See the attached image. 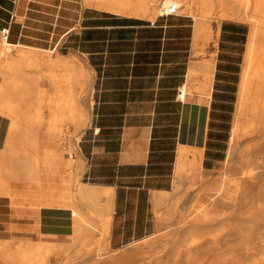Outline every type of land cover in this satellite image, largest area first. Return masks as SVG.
I'll return each instance as SVG.
<instances>
[{
  "label": "crops",
  "instance_id": "obj_1",
  "mask_svg": "<svg viewBox=\"0 0 264 264\" xmlns=\"http://www.w3.org/2000/svg\"><path fill=\"white\" fill-rule=\"evenodd\" d=\"M23 9L22 22H17L14 18L18 10L15 0H0V11L4 12L0 15L5 17L0 21L6 20L5 26L10 27L8 42L28 50H46L41 38V5L31 9L27 3ZM70 20V26L56 42L57 48L66 46L60 56L67 62H72L75 57L77 61L73 68L82 65L87 72L93 73L90 120L76 144L77 148L75 145L83 169L85 163L82 182L79 181L80 172L77 178L83 185L108 190V198L104 196L99 200L103 205L109 204L107 212L91 214L94 219L97 217L100 230L101 221L98 219L109 218L108 243L111 249L118 250L147 238L154 227L151 206L162 209L166 203L184 198L186 189L182 185L185 180L195 179L194 185L200 184V191L210 185L203 186L209 180L203 162L212 92L216 84L222 82L219 74H232L227 69H220L223 64L220 58L228 54L227 46H242L246 37L248 43L249 30L244 23L221 21L216 28L214 60L210 57L202 59L200 50H196L200 42L195 41L196 21L191 16L159 15L154 21H147L89 9L84 10L77 20ZM200 60L215 61L204 155L198 173L187 170L178 176L181 144L187 131L194 127L196 107L201 100V94L197 95L196 91H192L195 92L193 99L190 98L191 92L186 100H182L181 89L188 83L192 65ZM200 80L198 77L191 81V87H198ZM195 82L197 86L192 84ZM8 123L7 118L0 116V147L6 138ZM196 174L199 176L197 181ZM50 179V174L41 175L40 171L35 179H29L39 189L34 195L22 194L11 186L12 200H16L18 206L43 208L64 207L61 202L68 201L71 210L77 209L73 203L72 174L59 188L42 183ZM162 196L163 203H159ZM209 206L207 200L201 201L189 214L194 213L196 220H202L203 210L208 208L210 212ZM23 217L25 214L20 216ZM33 221V230L29 232L33 233L35 241L71 243L73 227L69 211L39 209Z\"/></svg>",
  "mask_w": 264,
  "mask_h": 264
},
{
  "label": "bare ground",
  "instance_id": "obj_2",
  "mask_svg": "<svg viewBox=\"0 0 264 264\" xmlns=\"http://www.w3.org/2000/svg\"><path fill=\"white\" fill-rule=\"evenodd\" d=\"M81 1L86 8L101 9L147 21H154L172 3L176 4L180 10L188 12L192 10L191 0H159L158 4H155L157 0ZM201 1L199 9L202 18L216 13L219 20L250 25L224 170L214 184H210L192 197L185 213L183 216L177 217L168 233L136 242L134 247H128L130 249L127 251L114 250L105 253L107 245L103 244L99 251L91 255L87 254L89 255L87 259L91 261L90 264H123L131 261H139L138 264H162V257L169 249L175 258L174 264H177L176 259L182 248H185L184 250L189 255L195 250L207 253L214 245L221 241H227L229 237L242 238V243L247 245L264 236V231L257 233L264 230V0ZM194 19L196 21L195 41L198 42L200 38L209 40L211 31L208 23L196 17ZM197 46L198 43L195 44L196 48ZM19 48L24 49L22 45H14L0 39V66L4 62V66H6L5 70H0V73L7 76L10 71L14 73L16 79L13 84L0 86V116L9 120L6 138L0 147V241L5 239L9 225L17 227L15 230L21 232L20 216L23 207L11 204L13 200L10 195V187L12 181L31 180L38 176L39 163L37 156H33V154L39 149L38 134L40 131L62 135L67 132L68 124L72 125L74 138H72L73 146L69 155L72 161H69V165L72 167L71 174L75 187L73 203L77 209L71 210L70 213H72L75 222L79 224L92 222L93 215L105 213L109 208L108 203L103 205L99 201L101 197L108 198V190H99L95 186L83 185L77 178V174L83 170V164L75 155V145L84 127L89 123V110L92 107V100L87 102L84 100L82 103L80 92L86 87L88 77L91 78L93 74L92 71L87 72V69H83L82 65L73 68V63L77 61L75 57L72 62H67L59 54L56 55L55 60L47 56V54L56 53L57 46L51 50L31 49V53H24L25 56L21 60L7 61L12 52ZM32 51L42 53L41 57L36 56ZM43 53H47L46 56ZM23 66L31 69L47 68L64 72L61 76L49 74L42 77L47 83L46 90L52 93L54 98L48 99L42 96L43 99L36 102L38 107L31 106L23 109L21 105L23 100L30 96L29 93L37 91L39 82V78L33 74L20 76ZM213 71L214 60L195 62L189 70L188 83L181 89L180 98L186 100L187 95L193 90L190 82L201 77L199 86L194 88V91L201 94V100L196 107L194 127L187 131V137L181 144L177 166L178 176L187 170H194L198 173L201 168L206 142ZM38 93L40 95L41 91ZM73 151V155L76 156L75 160L72 155ZM189 155H191V160H188ZM260 171L261 175H259ZM1 174L5 177V179L2 178L3 181ZM198 178L199 176L196 174V181ZM202 194L214 197L219 207L226 208V213H211L208 208H205L202 215L204 216L203 223L195 222L194 213L188 215V212L193 210L194 200ZM163 200L162 196L158 202L163 203ZM230 202L232 204H228ZM175 209L176 207L173 205L167 211L166 216L174 214ZM43 210L49 209L43 208ZM259 218H262L261 222L258 221ZM159 221L165 222L166 219L159 218ZM108 222L109 218L105 217L102 225L104 235L108 232ZM244 226L245 229L247 228V235H242ZM156 238L162 239L161 245H153ZM32 239H27V242H32ZM242 254L244 253L238 254L237 258H241ZM233 255V253L228 256L222 254L219 258L226 259ZM5 257L8 256L5 255ZM27 263L29 262H25V264ZM188 264L199 263L189 256ZM214 264L243 263L238 259L231 258L227 261L217 260Z\"/></svg>",
  "mask_w": 264,
  "mask_h": 264
},
{
  "label": "rangeland",
  "instance_id": "obj_3",
  "mask_svg": "<svg viewBox=\"0 0 264 264\" xmlns=\"http://www.w3.org/2000/svg\"><path fill=\"white\" fill-rule=\"evenodd\" d=\"M19 2V3H18ZM160 1L157 0L155 4H158ZM201 0H191L192 10L188 12L183 9L179 10V15L191 16L193 19L194 17L199 18V20L205 21L208 23L207 25L210 28L211 34L208 39H200L198 47L200 51L201 58L205 59L210 57V59H214L215 57V49H216V39H217V32L216 28L220 24L221 21L219 20L216 13L209 15L206 18L201 17L200 5ZM16 6L18 10L15 12L14 18L17 22H22L23 13L25 10H22V6L25 7L27 3H30V8L33 9L34 6L41 5L42 7V30H41V38L43 40L42 46L46 50L54 49L56 46V42L59 39V36L64 33L67 27L70 26L71 21L70 19L77 18L81 16V13L84 10L95 9V8H86L82 5L81 0H15ZM24 4V5H22ZM37 8V7H36ZM101 11V9H95ZM186 11V13H185ZM217 11V10H216ZM0 13H4L0 11ZM30 13V12H29ZM33 15V12H31ZM32 17V16H31ZM0 18H3L0 15ZM5 18V17H4ZM3 18V19H4ZM195 20V19H194ZM245 24V23H244ZM6 20L0 21V30L5 27ZM78 25V24H77ZM247 29L250 30V25L245 24ZM11 30H13V25L11 26ZM16 30V29H15ZM1 39V37H0ZM246 45H247V37L243 39L242 46L238 47H231L227 46L225 50L228 49V54L221 57V61L223 64L221 66V70H229L232 74H219V80L222 82L216 84L214 90L212 92V101H211V111H210V121L208 127V134H207V142H206V152H205V159L203 162V167L206 170L205 173L208 174L209 180L203 185L204 187L209 184H214L215 180L219 178L222 171L225 167V159H226V151L228 148V140L229 134L231 130V124L235 114L236 108V101L238 97V87L239 82L241 79V73L244 67V58L246 53ZM204 47V48H203ZM66 46L57 48V52L54 54H47L43 53V55L47 54L53 60L56 58L57 54L64 53L66 51ZM204 49V51H203ZM224 50V48L222 47ZM31 53V50L28 49H17L12 52V55L7 61H18L21 58H24V53ZM36 56L41 57L40 52L35 53L32 51ZM42 55V56H43ZM55 55V56H54ZM232 55V56H231ZM234 55V56H233ZM55 57V58H54ZM215 60V59H214ZM6 61V62H7ZM213 61V60H212ZM225 61V62H224ZM215 62V61H214ZM230 63H235V65H231ZM5 62L2 63L0 66V70H5L6 66H4ZM35 75L39 78L38 88L37 91L34 93H29L30 96L26 97L22 102L23 109L30 108L34 106L35 108L38 107L37 101L43 99L42 96L52 99V93L46 90L45 80L42 78L43 76H48L49 74H57L58 76L63 75L64 72L61 70L53 69H31L26 68L23 66L20 71V76H27V75ZM93 75V74H92ZM92 75L91 78L88 77V81L86 83V87L80 92L82 103L84 100L87 102L91 100L89 98L91 91H92ZM51 79V78H50ZM16 82L14 78V73L8 72V75H4L0 73V86L13 84ZM41 83L44 84L41 86ZM194 86H197V82L192 83ZM39 91L41 94L39 95ZM194 91V88L193 90ZM83 92V93H82ZM198 92V91H196ZM37 93V95H36ZM43 93V94H42ZM82 93V94H81ZM45 94V95H44ZM190 98H194L193 94L191 93ZM199 95V92L196 93ZM28 98V99H27ZM31 104V105H30ZM28 106V107H27ZM67 132L64 134L57 136L55 134L48 135L45 131L39 132V149L35 152L34 155L37 156V160L39 163V171L41 175L44 173H48L51 175L50 180H43V184H52L54 187H61L63 182L68 180L71 177L72 167L69 165V161H72L69 157L71 154L70 150L72 148V141L74 138L72 125L68 124ZM88 125V124H87ZM84 127L83 131L87 127ZM72 129V130H71ZM72 131V132H71ZM82 131V132H83ZM71 133V134H69ZM82 134V133H81ZM73 136V137H72ZM78 145V143H77ZM76 145V148H77ZM29 152V151H27ZM77 152V149H76ZM31 153V151H30ZM74 154V151L72 155ZM76 155V154H75ZM74 156V160L76 156ZM261 158V157H260ZM85 171V163L84 169L79 174V181L82 182L83 173ZM239 172V171H237ZM262 172H259L261 175ZM1 180L5 179L4 175L1 174ZM4 178V179H2ZM12 188L15 191H19L22 194L29 193V194H37L39 189L37 188L34 182L30 180L24 179L22 181H12ZM183 188L186 189L185 196H182L181 200H175L172 203H166L162 209H156L151 206V212L153 214V221L154 227L153 231L148 235L149 237H160L163 234H166L171 229V226L175 223L178 216H183L187 206H189V202L193 196L197 193H200V184H195L192 180H185ZM38 189V190H37ZM204 190V189H203ZM1 197V196H0ZM3 198V197H2ZM1 200V199H0ZM185 200V201H184ZM205 200L208 201L210 204L209 209L211 213H226V208H221L217 205L216 199L211 196H207L202 194L198 198H196L193 202V206L200 204L201 201L204 202ZM104 201V200H103ZM13 206H18L17 201L13 200L11 203ZM64 207H47V209H57L63 211L71 212V204L68 201L61 202ZM232 204V202L228 203ZM2 205V204H1ZM175 205V213L166 216L167 211ZM19 207H23L21 209L22 215L25 214V217L21 218V232H17L15 226L9 225L7 235L3 241H0V264H11V263H19L25 264V262H29L27 264H90L91 261L87 259L89 255L99 251L103 244H106V251L105 253H110L114 251L111 249L108 243V233L104 235L103 232V220L105 217L98 219L101 221V230L99 229L98 225L96 224L97 217L93 219L92 222H85V223H77L72 217V241L71 238L69 240L71 243L69 244H55L48 241H35V237H33V233L29 232L33 230L31 224H33V216L35 212H38L39 209H43V207L33 206V205H22ZM190 211L188 212L189 215ZM212 216V214H211ZM209 216V217H211ZM214 216V215H213ZM159 218H165L166 221L158 222ZM258 221H262V218H259ZM195 222L201 224L203 223L202 220H196ZM247 229V228H246ZM245 226L242 228L243 233L242 235H247L248 232L246 231ZM25 230V231H24ZM259 231L257 233L263 232ZM147 236V238H148ZM29 238H33L32 242H27ZM146 239V238H145ZM144 240V239H143ZM159 240V241H157ZM242 238H237L236 236L229 237L227 241H221L220 243L213 246V248L207 252L202 253L198 250H195L189 254L186 253L182 248L180 250L179 256L176 259L177 264H188L189 256L195 262L199 264H214L217 260H231V258L238 259L243 264H264V236L262 239L256 240L254 242H249L247 245L242 243ZM162 243L161 238H156L154 246H159ZM158 244V245H157ZM161 245V244H160ZM128 247H134V244L127 245L122 247L118 250H129ZM241 258H237L238 254L241 255ZM234 254L233 257H227L226 259H220L219 257L222 254L228 256V254ZM89 254V255H87ZM8 256V257H5ZM175 258L171 254V249L166 252V254L162 257V264H174ZM41 262V263H40ZM139 261H131L129 263L123 264H138Z\"/></svg>",
  "mask_w": 264,
  "mask_h": 264
},
{
  "label": "built area",
  "instance_id": "obj_4",
  "mask_svg": "<svg viewBox=\"0 0 264 264\" xmlns=\"http://www.w3.org/2000/svg\"><path fill=\"white\" fill-rule=\"evenodd\" d=\"M179 10H180L179 7L176 4L172 3L166 8V10L161 15L162 16H177L179 15ZM9 33H10V27L9 25H7L0 30V37L4 41L8 42Z\"/></svg>",
  "mask_w": 264,
  "mask_h": 264
}]
</instances>
